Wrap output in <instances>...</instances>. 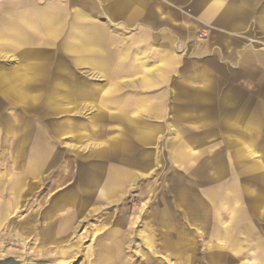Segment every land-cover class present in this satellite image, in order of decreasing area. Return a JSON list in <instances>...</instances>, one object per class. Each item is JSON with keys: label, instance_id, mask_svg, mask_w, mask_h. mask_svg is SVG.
Wrapping results in <instances>:
<instances>
[{"label": "rangeland", "instance_id": "374dc122", "mask_svg": "<svg viewBox=\"0 0 264 264\" xmlns=\"http://www.w3.org/2000/svg\"><path fill=\"white\" fill-rule=\"evenodd\" d=\"M119 1L125 2L61 0L58 10L55 8L58 17L51 14L52 3L44 5L47 14L44 25L60 28L61 66L56 68V74L65 82V89L60 90L58 84L37 82V68L27 66L29 61L21 60V53L0 55V67L6 70L5 75L0 74L2 84L7 86L9 79H19L27 94V100L20 101L0 85V264H186V259L154 253L156 247L147 246L132 232L138 230L148 212L153 210L155 214L157 184L162 187L164 179L149 172L163 173L181 165L170 160L168 142V139L178 141L181 131L184 132V170L199 167L211 170L213 155H220L232 172L235 164L249 159L257 163V170L261 169L264 176V126L260 135H256L250 132L251 126L247 130L242 123L234 122L233 117L229 123L231 116L228 118L227 114L233 108L221 105L227 97L236 96L232 99L237 100L239 108H248L259 116L263 114L264 124V47L258 43L264 42L260 27L264 0L257 6L253 4L243 18L233 17L234 23L221 19L220 24V12L212 11L206 3L198 6L199 0H144V6L134 7V11L118 7ZM144 23L159 28L183 26L192 31L188 51L197 43L211 42L214 33L218 36L222 30L231 31L233 50L219 58L209 55L201 59L206 74H214L215 79L209 78L204 88L200 78L194 89L196 93L206 91V96L211 98H206L207 102L184 98V126L142 124L134 129L111 126L110 116L98 113L97 107L110 109L114 105L115 99L110 98L112 91H104L117 84L112 80L119 69L129 75L125 73L132 67H116L111 59L108 66H94L88 61L90 53L69 52L72 29L78 33L105 28L109 34V50H115L122 40L127 44L125 40L132 38ZM77 46L89 47V41L77 42L71 48L79 49ZM122 52L128 57L131 55L129 47L124 46ZM69 87L79 94L87 92L85 99L70 91L78 101L63 109L71 112L48 110L47 95L54 91L65 97L63 91ZM125 116L145 118L148 124H154L148 117ZM69 131L72 133L68 134ZM115 139L126 143L123 151L134 152L120 159L146 170L141 174L145 177L138 180V188L126 194H80L81 186L92 179L89 175L122 166L112 154L99 156L100 150L106 147L116 153L121 151ZM126 164L124 170L133 171ZM141 175L135 173V176ZM70 196L78 200L76 206L62 204ZM248 196L257 200V204H264L255 190ZM80 198L85 200V205L79 203ZM200 207L206 215L203 218L206 229L210 228L211 233L212 206L206 203ZM207 233L194 247L193 264H213L210 259L213 242Z\"/></svg>", "mask_w": 264, "mask_h": 264}, {"label": "crops", "instance_id": "0c3cea01", "mask_svg": "<svg viewBox=\"0 0 264 264\" xmlns=\"http://www.w3.org/2000/svg\"><path fill=\"white\" fill-rule=\"evenodd\" d=\"M49 2L52 3L53 8L50 13L53 17H58V4L61 0H0V55L21 53V60L29 61L30 65L27 66L37 68V82L46 81L53 86L58 84L59 89L62 90L65 89V82L60 81V76L56 74V68L61 66L60 41L58 40L60 28L59 26L49 27L43 23L47 15H45L44 5ZM261 2L262 0H233L227 3L221 0H199L198 6L206 3L212 11L220 12L221 18L218 20L220 24L222 20L234 23L233 17L243 18L253 4L257 6ZM116 4L120 8L131 11L134 7H143L144 0H125L123 4L121 1ZM7 18L10 22L6 21ZM260 18V27L264 32V7L260 12ZM146 24L132 38L126 40L124 38L127 44L122 40L115 50H109V34L105 28L97 27L100 29L98 31L95 27L90 31L82 30L78 33L72 29L73 32L68 40V46L71 49L69 52L90 53L88 61L90 60L94 66H108L111 59L114 60L116 67H124V65L132 67L125 73L129 75H124L123 70L119 69L112 80L117 84H112L104 91V93L112 91L110 98L115 99L114 105L110 109L97 107L98 113L110 116L111 126H130L128 129H134V126L142 124L184 126V98H197L207 102L206 91L196 93L194 85L198 79L202 78L206 88L208 79H215L214 74H206L204 65L200 64L201 59L209 55L214 59L219 58L221 54L224 55L233 50L234 40H232L231 31L222 30L218 34L219 38L214 33L211 42L197 43L188 51L187 44L193 40L192 31H187L183 26L159 28L152 23ZM121 34L124 35L123 32ZM86 40L89 41V47L71 48L76 46L77 42L81 41L82 44ZM258 43L264 47V42ZM124 46L131 50L129 57L122 52ZM92 57H95L94 60ZM22 64L25 65V63ZM0 74L5 75L6 70L0 67ZM24 76L22 72L20 77L22 81ZM1 79L0 85L7 87V93H13L20 101L27 100V94L20 84L21 80L9 79L7 81L9 84L5 86ZM127 88L132 91H126ZM70 91L78 94L80 96L78 98H84L87 94L81 91L79 94L78 90L72 87L63 91L65 97L61 93L52 91V95H47L48 110L52 109V113L63 110L71 112V110L63 109L64 106L77 100L76 97H72ZM100 91L103 92V88ZM83 93L85 94L82 95ZM232 98L235 99L236 96L227 97L221 104L233 108V112L227 114L228 118L231 116L228 122L232 123L233 117L234 122L242 123L247 130L251 126L250 132L254 131L256 135H260L264 126L261 117L263 114L259 116L257 113L252 114L248 108L240 109L237 100L233 101ZM75 108L77 107L73 109ZM128 114L148 117L154 124H148L145 118L126 117L125 115ZM181 132L178 141L168 139L171 146L170 160L179 162L181 165L178 169L163 173L149 172L151 175L155 173L158 179H164L162 187L156 183V192L159 196L157 206L154 208L155 214H152L153 210L148 212L147 218H144L142 224L140 223L138 230L132 229V232L147 246L156 247L154 253L168 254L181 260L186 259V264H193L194 247L200 237L205 236V232L208 231L207 235L211 234L213 242L210 256L213 264H264V204H257V200L255 202L254 198L248 196L250 191L255 190L259 195L258 199L264 200V176L261 174V169L257 170L256 162L245 159L235 164V171L232 172L230 166L224 164V159L219 157L220 155H213L211 170L199 169L201 167L196 170H184V132ZM71 133L68 132V134ZM115 141H119L120 152L116 153L106 147L100 150L99 156L112 154L118 158L122 166L112 171L105 170L100 174L89 175L88 177L92 179H88L86 186H81L80 194L120 195L138 188V180L145 177L141 174L147 171L122 161L120 158H123L124 154L132 155L134 152L123 151L126 143H122L120 139ZM157 162L159 164L160 160ZM125 164L128 167L131 166L133 171L129 170L130 167L127 169L129 171H125L123 167ZM42 165H45V162ZM136 172L141 176H135ZM77 203L78 200H73L70 196L63 200L62 204L76 206ZM79 203L85 205L86 202L80 198ZM206 203L212 206L211 233L210 228L206 229L203 221L206 215L200 207L202 205L204 207ZM53 209L56 210L55 204Z\"/></svg>", "mask_w": 264, "mask_h": 264}, {"label": "bare ground", "instance_id": "6f19581e", "mask_svg": "<svg viewBox=\"0 0 264 264\" xmlns=\"http://www.w3.org/2000/svg\"><path fill=\"white\" fill-rule=\"evenodd\" d=\"M71 217V216H70ZM74 218H75V216H74ZM85 220V219H84Z\"/></svg>", "mask_w": 264, "mask_h": 264}]
</instances>
